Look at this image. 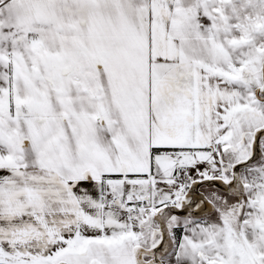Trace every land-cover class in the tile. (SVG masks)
Returning a JSON list of instances; mask_svg holds the SVG:
<instances>
[{
	"label": "snow or ice",
	"instance_id": "6c2138e0",
	"mask_svg": "<svg viewBox=\"0 0 264 264\" xmlns=\"http://www.w3.org/2000/svg\"><path fill=\"white\" fill-rule=\"evenodd\" d=\"M0 264H264V0H0Z\"/></svg>",
	"mask_w": 264,
	"mask_h": 264
},
{
	"label": "rangeland",
	"instance_id": "374dc122",
	"mask_svg": "<svg viewBox=\"0 0 264 264\" xmlns=\"http://www.w3.org/2000/svg\"><path fill=\"white\" fill-rule=\"evenodd\" d=\"M203 190H204V186H201V187H199V188L197 189L198 192L203 191Z\"/></svg>",
	"mask_w": 264,
	"mask_h": 264
}]
</instances>
